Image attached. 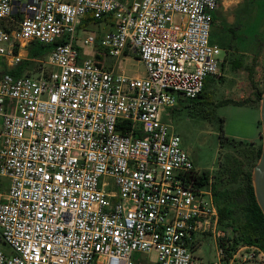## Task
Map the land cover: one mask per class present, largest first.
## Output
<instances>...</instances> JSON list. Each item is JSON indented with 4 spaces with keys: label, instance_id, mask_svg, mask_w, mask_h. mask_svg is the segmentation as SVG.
<instances>
[{
    "label": "built area",
    "instance_id": "1",
    "mask_svg": "<svg viewBox=\"0 0 264 264\" xmlns=\"http://www.w3.org/2000/svg\"><path fill=\"white\" fill-rule=\"evenodd\" d=\"M220 3L0 0V264H134L135 252H155L153 264L264 260L246 245L225 258L211 181L197 183L165 120L220 75L210 38ZM88 14L110 29L79 37ZM78 41L101 47L103 65ZM32 43L53 46L29 56ZM128 55L143 76L124 72ZM204 235L216 248L207 263L192 252Z\"/></svg>",
    "mask_w": 264,
    "mask_h": 264
},
{
    "label": "rangeland",
    "instance_id": "2",
    "mask_svg": "<svg viewBox=\"0 0 264 264\" xmlns=\"http://www.w3.org/2000/svg\"><path fill=\"white\" fill-rule=\"evenodd\" d=\"M110 27L106 21L89 24L79 29L78 36L88 33L100 36ZM211 41L222 49L219 54L222 65L220 75L209 78L205 86L206 98L202 101L209 104L192 105L190 99L178 98L174 110L165 115V120L179 134L180 145L187 151L197 170L214 174L233 157L243 160L248 169L251 165L248 148L227 142L221 145L218 136L222 133L228 139L254 142L255 147L261 145L259 102L257 105H239L232 100L248 96L251 74L257 89H264V0H221L215 12ZM78 46L80 56L94 57V49L82 45L81 41H78ZM109 64L106 58V65ZM121 67L128 75L144 74L143 64L135 55L123 58ZM7 68V62L0 58V74ZM251 97L255 99L254 94ZM8 182L6 177H0V190H4ZM239 213H236V217L241 219ZM219 228L225 232V236L233 233L220 221ZM192 252L204 263L213 261L216 257L213 236H202L200 244ZM132 261L134 264H153L155 252H135ZM258 261L259 258L243 264H257ZM260 262L263 264L264 260Z\"/></svg>",
    "mask_w": 264,
    "mask_h": 264
},
{
    "label": "trees",
    "instance_id": "3",
    "mask_svg": "<svg viewBox=\"0 0 264 264\" xmlns=\"http://www.w3.org/2000/svg\"><path fill=\"white\" fill-rule=\"evenodd\" d=\"M213 18H215V13ZM105 20V17L95 19L93 16L88 14L82 18L78 29H81L89 24L99 23ZM52 46L53 44L32 43L28 48L27 54L29 56H45ZM103 56L104 54L102 52V48L98 46L95 49L94 57L100 65H103ZM26 64L27 62L20 63L15 68L10 70V73L14 75L20 74L23 68L26 67ZM249 80L253 87L255 99L252 97H246L243 99L232 100V102L239 105L258 104L262 91L257 89L255 83L253 82L252 74L249 77ZM208 81L209 78L205 80L202 92L195 99L191 100L192 105L199 103L204 104L207 102L205 100L202 101V99L206 98L205 86ZM219 142L221 145L227 142L232 143L234 146H246V148H248V156L251 160V165L247 169L244 166L245 163L243 160L233 157L230 162L222 165L214 174H210L208 171L203 170L197 181L198 184H203L211 179L220 224L230 227L233 232L230 236L222 238L219 243L224 250L225 258L230 257L237 248L244 245L257 247L262 251L264 256V215L255 199L251 168L260 155L261 145L255 147L254 142L228 139L223 135L220 137ZM236 213L241 214L242 218H237Z\"/></svg>",
    "mask_w": 264,
    "mask_h": 264
},
{
    "label": "water",
    "instance_id": "4",
    "mask_svg": "<svg viewBox=\"0 0 264 264\" xmlns=\"http://www.w3.org/2000/svg\"><path fill=\"white\" fill-rule=\"evenodd\" d=\"M261 152L252 167V185L255 199L264 215V89L259 100Z\"/></svg>",
    "mask_w": 264,
    "mask_h": 264
},
{
    "label": "crops",
    "instance_id": "5",
    "mask_svg": "<svg viewBox=\"0 0 264 264\" xmlns=\"http://www.w3.org/2000/svg\"><path fill=\"white\" fill-rule=\"evenodd\" d=\"M144 75V74H143ZM142 75V76H143ZM254 77H253V74H252V79H253ZM249 82H250V80H249ZM248 82V83H249ZM255 83V82H254ZM250 85H251V83H250ZM251 89H250V91L246 94V95H248L247 97H251V95L253 94V87H252V85H251V87H250ZM174 110V107H172V108H170L169 110H168V114L169 113H171L172 111Z\"/></svg>",
    "mask_w": 264,
    "mask_h": 264
},
{
    "label": "flooded vegetation",
    "instance_id": "6",
    "mask_svg": "<svg viewBox=\"0 0 264 264\" xmlns=\"http://www.w3.org/2000/svg\"><path fill=\"white\" fill-rule=\"evenodd\" d=\"M213 22H214V20H213ZM211 29H212V28H211ZM210 38H211V34H210ZM214 43H215V42H214ZM216 44H217V43H216ZM217 45H218V44H217ZM220 48H221V47H220ZM221 51H222V49H221ZM222 135H223L222 133L219 134V136H218L219 139H220V137H222ZM202 171H203V170H201V173H202ZM209 180L211 181V179H209Z\"/></svg>",
    "mask_w": 264,
    "mask_h": 264
}]
</instances>
